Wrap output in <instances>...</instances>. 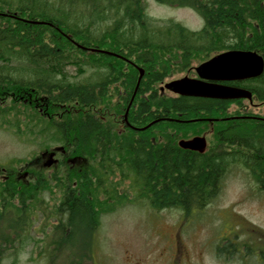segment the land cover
I'll return each mask as SVG.
<instances>
[{"label":"trees","instance_id":"trees-1","mask_svg":"<svg viewBox=\"0 0 264 264\" xmlns=\"http://www.w3.org/2000/svg\"><path fill=\"white\" fill-rule=\"evenodd\" d=\"M145 1L0 0V99H11L6 108L0 105L1 123L9 122L4 114L18 104L31 110V98H49L64 115L58 123L50 121L54 115L44 120L39 136L44 138L45 131L53 128L51 139L65 146L64 158L80 161L73 167L65 162L49 173L35 171L25 180L16 170L3 169L0 264L8 258V251L16 256L23 245H39L29 232L37 219L41 220L37 228L45 236L40 255H45L48 263L50 247H61L59 241L79 227H93L99 215L129 197L119 192L126 180L131 197L156 211L201 210L216 197L233 167L254 175L264 189V122L230 120L228 104L237 100L165 99L158 97L155 89L168 75L173 60L185 67L200 53L229 49L255 51L264 58V0H187V6L204 21L200 32L174 22L164 27L153 25L144 10ZM155 1L175 4L181 0ZM126 63L130 66L125 72ZM68 64L95 71L82 79L60 76L59 70ZM139 69L143 70L140 79ZM115 83L128 96L118 107L125 108L131 97L130 131L122 135L112 129L111 116L106 115L103 121L94 112L111 106V102H103L106 89ZM240 85L253 90L259 101L264 100V70ZM25 99L28 104L21 103ZM176 113L182 118L225 117L214 124L213 137L221 146L197 153L171 142L160 143L154 133L163 120L160 118ZM26 118L16 121L24 127L21 131L17 124V132L29 142L31 124L28 115ZM37 120L38 125L43 124ZM147 125L144 130L136 129ZM167 125L171 126L162 123L164 129ZM42 146L46 152L52 149L49 144ZM46 193L51 197L58 193L57 202L49 206L42 198Z\"/></svg>","mask_w":264,"mask_h":264},{"label":"rangeland","instance_id":"rangeland-1","mask_svg":"<svg viewBox=\"0 0 264 264\" xmlns=\"http://www.w3.org/2000/svg\"><path fill=\"white\" fill-rule=\"evenodd\" d=\"M12 1L16 3L18 0ZM187 2L181 0L179 3L176 2L177 4H161L155 0H146L143 5L147 17L157 27L174 22L191 32H200L204 27V21L194 9L187 6ZM216 53L218 51L200 53L198 58L190 59L185 67L173 60L164 82L183 77L187 69L198 66ZM94 71L93 68L86 67L83 70L81 66L68 64L58 73L69 79H82ZM162 86L163 84L155 85L158 97ZM123 91L119 84L111 85L105 91L103 104L107 102L114 104L117 94ZM110 94L113 96L110 97ZM166 96L172 97L170 93H166ZM39 98L50 103L55 114L50 121L58 123L64 115L63 109L57 108L49 98ZM249 102L243 100L229 103L226 112L233 115L246 109L262 117L264 107L262 105L254 107L249 105ZM21 103L28 104L27 99ZM10 104V97L0 99L2 107L6 108ZM21 105L18 104L15 109L5 112L4 119L9 120L8 123H1L3 118H0V169L16 170L15 173H22L24 170L35 172L38 163L36 159L46 150L42 145L49 144L48 148L51 149L58 146V142L55 143L51 139L53 128L45 131L44 138L39 136V129L43 127L44 120L48 119L44 109H33L34 107L30 106L31 111L22 108ZM70 105L73 110L77 109L75 105ZM27 115L31 124L29 142L18 137L20 135L17 132V124H20L21 131L24 127L21 123H16L18 119L23 121ZM37 119L42 120L43 124L39 126ZM116 128L117 126H112L114 132ZM25 133L21 136H25ZM215 141L214 138L210 139L206 149H217L214 148ZM223 148L229 149L227 146ZM19 160L23 162L15 164ZM52 171L49 169L44 172ZM128 185L129 181L126 180L119 186V192L129 194L122 204L99 215L98 223L93 227H79L76 231L68 233L67 239L59 241L62 243L61 247H50L51 260L48 263L47 257L40 255V248L43 246L41 242L45 236H42L41 229L37 228L41 223V220L37 219L29 232L32 240L39 245L37 243L35 246L32 243L23 245L19 248L21 251L17 250L16 256L8 251V258L1 264H164L168 256L166 247L173 250L175 242L179 240L188 247L190 258L195 264H260L253 253L254 250H264V189L259 187L254 175H250L245 169L236 167L230 169L222 180L216 197L201 210L193 208L190 212L172 208L153 210L147 204L131 197L133 193L127 189ZM57 195L58 193L51 197L46 193L42 198L51 206L57 202L59 198ZM50 222L52 225L54 221ZM225 246L231 251L229 254H222L220 251ZM202 247L205 248L204 251Z\"/></svg>","mask_w":264,"mask_h":264},{"label":"flooded vegetation","instance_id":"flooded-vegetation-1","mask_svg":"<svg viewBox=\"0 0 264 264\" xmlns=\"http://www.w3.org/2000/svg\"><path fill=\"white\" fill-rule=\"evenodd\" d=\"M229 50H236V49H229ZM229 50L218 51V53H216L215 55L222 53V52H225V51H229ZM245 51H251V50H245ZM259 55H261V54H259ZM210 58L211 57L204 60L203 62L209 60ZM263 60H264V58H263ZM203 62H201V63H203ZM128 66H130V64L126 63V67L124 68L125 72L128 71ZM196 67L194 66L192 68L187 69L186 72L184 73L183 77H187L189 79H197V80L201 79L195 70ZM166 78L167 77H165L160 82V84L164 85L166 83V82H164L166 80ZM176 79H179V78H175L172 80H176ZM201 80L208 82V83L212 82V83H216V84H220V85H228V86L246 89L252 94L251 103L248 101L249 102L248 104L249 105L251 104L254 107H258L261 105H262V107H264V100L261 102H254V100L258 101L255 92L253 90L243 86V85H240L242 82L247 81L249 79L230 81V82H228V81H214V80H206V79H201ZM116 84H118V83H115L113 85H116ZM159 92H160V98H165V99H177L180 97L194 98V97H189V96L176 95V94H174V93H172L166 89L161 90V87H160ZM166 93H170V95H172V97L171 96L167 97ZM111 96H113V95L111 94ZM127 97L128 96H127V93L125 91H123V93H118L117 99L115 101L116 108H115V104H112L109 108L102 109L100 111H99V109H97L94 111L96 113L95 116H98L99 118L101 117L103 121L106 120L107 116H111L113 125L117 126L116 133H118V135H122L123 133H125L128 130L130 131V122L128 121V113H129V107H130V103H131V97L129 98L128 104L125 106V108L117 106V104L122 105L123 101H124L123 98L125 99ZM197 98H199V97H197ZM204 99H206V98H204ZM215 100H217V99H215ZM243 100H237V101L242 102ZM40 101L42 103H40ZM30 103L33 105L34 108H36L38 110L44 109V112L48 118L55 115V114H53V112L51 110L52 106L50 105V103L47 100H44L42 98H39V99L38 98H31ZM233 103H236V102H233ZM238 113L239 114L230 115V118H233L230 120H241V121L255 120V121L264 122V115L262 117H261V115H255V114H252V112L246 111V109H244L243 111H238ZM102 115H104V116H102ZM163 115H165V114H163ZM182 117H183L182 114L176 113L174 116H162V118H160V119H163L160 121L161 124L159 123V125H158L160 127H157V129L154 131V133L157 135V139H158V141H160V143L166 144L168 142H171L173 145L175 144L178 148H180V146L178 145V142L180 140H190L194 137H203L206 140V146H207L210 139L212 140L214 138L213 137V133L215 131L214 130V128H215L214 124L218 123L219 121L223 122V121H225L223 119H226L225 117L223 118V117L209 116L207 114H205L203 116H196V117H190V118H182ZM162 123H170L171 126L167 125L164 129V127L162 126ZM140 128L141 127H139V128L136 127V129H140ZM166 138H169V139L165 140ZM215 145H216V147L221 146L217 143ZM57 147H62L63 149L59 150V151H54V149ZM216 147H214V148H216ZM180 149H182V148H180ZM183 150H185V149H183ZM52 151L54 152V156L51 159L49 154ZM188 151H190V150H188ZM191 152H194V151H191ZM64 154H65V146L63 144H58V146L53 147L48 152H46V151L41 152L39 158L36 159V161L38 162L37 168H36L37 171L41 170V169H44V170L52 169L53 171H55V170H58L59 168H61L62 164L65 162L67 164L68 163L71 164L72 167L74 165L80 163V161H78V160L64 158ZM51 160H54L55 162H51ZM49 162H51V163L49 164ZM2 171L3 170H1V172ZM2 173L4 175H1ZM2 173L0 174V177L6 178V171H4ZM31 173H33V172H31V171L29 172V170H24L23 173H21L22 175H20L19 177H21V179L25 180L28 177V175ZM16 175H18V174L16 173ZM179 241L175 242V246H174L173 250L170 247H166V249H167L166 253H168V256H167L166 260L164 261V264H195L192 261V259L190 258V250L188 249V247L186 245L184 246L182 244V242H179ZM204 249L205 248L202 247V251H204ZM220 251L222 252V254H229L231 252L230 250H228V248L226 246L223 247V249H220ZM254 251H255V253H253V256H255L257 258V261L260 264H264V250L258 249V250H254Z\"/></svg>","mask_w":264,"mask_h":264},{"label":"water","instance_id":"water-1","mask_svg":"<svg viewBox=\"0 0 264 264\" xmlns=\"http://www.w3.org/2000/svg\"><path fill=\"white\" fill-rule=\"evenodd\" d=\"M80 48L85 49L84 47ZM90 51L114 55L113 53L103 50L91 49ZM263 69V57L255 51L245 50H229L219 53L195 68L201 79L228 82L258 77L262 74ZM142 74L143 70L139 69L138 79H140ZM201 79L197 80L182 77L166 82L161 87V90L166 89L180 96L209 98L225 101L244 99L251 102L252 100V94L246 89L228 85H220L212 82L208 83L202 81ZM148 125L144 128H140V130L146 129ZM178 145L182 149L198 153H204L206 151V140L203 137H194L190 140H180ZM62 149V147H57L54 149V151H59ZM49 156L52 159L54 152L52 151ZM51 162L55 161L51 160ZM51 162H49V164Z\"/></svg>","mask_w":264,"mask_h":264},{"label":"bare ground","instance_id":"bare-ground-1","mask_svg":"<svg viewBox=\"0 0 264 264\" xmlns=\"http://www.w3.org/2000/svg\"><path fill=\"white\" fill-rule=\"evenodd\" d=\"M103 49V48H102ZM138 74V73H137ZM138 84V83H137Z\"/></svg>","mask_w":264,"mask_h":264}]
</instances>
